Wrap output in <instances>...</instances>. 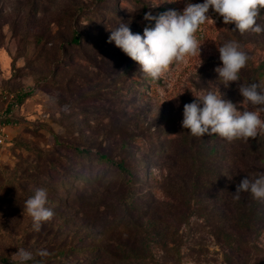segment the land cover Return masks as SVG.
<instances>
[{"label":"rangeland","instance_id":"374dc122","mask_svg":"<svg viewBox=\"0 0 264 264\" xmlns=\"http://www.w3.org/2000/svg\"><path fill=\"white\" fill-rule=\"evenodd\" d=\"M160 1L163 13L203 2ZM139 11L131 0H0V115L15 102L13 95L28 94L0 131V264L20 261L14 253L21 248L34 255L89 238L106 246L98 264H264V218L236 226L188 179L209 144L217 145L215 167L224 171L241 146L182 128L184 105L208 91H220L241 111L253 110L242 103L237 83L225 87L215 68L221 64L218 47L238 41L249 56L239 83H254V68L264 62V32L241 34L210 9L195 33L200 56L174 62L148 92L127 99L122 89L128 61L147 75L108 37L121 22L143 35ZM257 23L264 27V8ZM147 135H156L172 153L158 155ZM257 139L264 154V131ZM65 144L127 158L137 171L145 163L149 178L136 182L138 194L128 204L117 173L94 179L77 172L65 160ZM74 176L76 194H54L60 177ZM40 187L48 200L60 197V205L47 203L54 217L37 232L23 208ZM226 233L231 237L224 240Z\"/></svg>","mask_w":264,"mask_h":264},{"label":"clouds","instance_id":"9594fccd","mask_svg":"<svg viewBox=\"0 0 264 264\" xmlns=\"http://www.w3.org/2000/svg\"><path fill=\"white\" fill-rule=\"evenodd\" d=\"M264 8V0H203L202 3H186L182 12L169 10L154 17L146 13L145 20L155 21L154 27H145L143 35L133 34L129 26L121 22L115 29L109 30L108 43L122 50L139 65V71L152 79H159L174 62L185 56L199 54V44L195 33L210 16L211 9L223 18V23L234 24L241 34L245 32L261 33L264 27L257 23L260 9ZM220 66L215 68L218 79L227 87L237 83L242 103L248 104L253 110H239L237 104L224 99L220 91H208L183 108L182 128L189 130L194 137L218 135L232 142L236 139H255L259 132L264 131V82L248 85L239 83L240 72L246 67L248 54L238 41H228L218 47ZM178 135V134H174ZM250 193L254 199L264 200V173L258 178L246 176L240 180L232 192L233 198L240 199L241 193ZM48 193L43 187L37 188L34 195L25 201L23 213L32 218L34 231H39L43 222L54 217V211L47 207ZM38 255L47 256V250H39ZM15 256L20 264L32 260L33 254L25 249H18Z\"/></svg>","mask_w":264,"mask_h":264},{"label":"trees","instance_id":"16d2710c","mask_svg":"<svg viewBox=\"0 0 264 264\" xmlns=\"http://www.w3.org/2000/svg\"><path fill=\"white\" fill-rule=\"evenodd\" d=\"M131 1L132 7L140 9V29L142 33L146 26H155L154 20L148 21L144 19L146 13H151L152 16L158 17L164 12L160 0ZM79 39V37L75 36L73 43H79ZM128 70L129 73L122 89L127 99H129L130 93L139 92L142 95L148 92L152 87L151 85L157 82V79L154 80L149 76L146 79L141 77L131 61H128ZM254 70V83L263 82L264 62L255 66ZM27 96L28 94L26 93L13 95L16 100L7 107L2 116L0 115V123L11 124L14 121L13 116L10 115L12 109L16 105L23 104ZM144 139L152 143L154 151L158 155L172 153L171 147L162 146L156 135H147ZM138 140L139 138L135 139V141ZM234 142L241 146L242 152H239L233 159L231 158L230 164L232 165H229L228 171L220 169L219 166L215 167L218 158V147L215 143H211L207 146L206 154L202 160L194 162V165L198 168L197 173L193 174V171H191L192 175H189L188 179L191 178V182L195 181L194 187L198 191L199 196L212 200L214 204L216 202L215 205L222 207L223 210L228 212L236 226L242 222L249 224L247 221L251 222V220L261 223L264 218V200L254 199L247 192L241 193L240 199L236 200L233 198L232 192L235 191L236 184L246 176L254 180L258 178L259 174L264 173V154L259 150L257 137L255 139L250 138L247 141L236 139ZM157 145L160 148L157 149ZM64 146L70 156V159L67 157L65 160L75 166L77 172L87 173L89 177L94 179H100L108 171L117 173L115 182L125 189L124 200L128 204H132L135 195L138 194L136 182L148 180L149 178L145 163H141V169L137 171L129 166L127 158H113L102 149L74 144H65ZM74 179L75 176L60 177L58 188L55 189L54 194H76ZM81 190L83 192L87 191L86 187L81 188ZM91 190L89 189V191ZM59 198L49 199L48 203L53 208L57 207L60 205ZM229 237H231V233H226L224 240L229 239ZM104 252H106V246L103 245V240L89 238L85 241H78L73 245L69 244L54 248L48 252L47 256H40L36 252L33 255V259L24 262V264H98ZM4 262V264H20V261L14 262L9 259H4Z\"/></svg>","mask_w":264,"mask_h":264},{"label":"built area","instance_id":"2783aa9c","mask_svg":"<svg viewBox=\"0 0 264 264\" xmlns=\"http://www.w3.org/2000/svg\"><path fill=\"white\" fill-rule=\"evenodd\" d=\"M13 110V109H12ZM12 112V111H11ZM11 114V113H10ZM6 124L5 123H0V131H2L3 130V127L5 126ZM0 143L1 144H4L5 143V139H3V138H0Z\"/></svg>","mask_w":264,"mask_h":264}]
</instances>
